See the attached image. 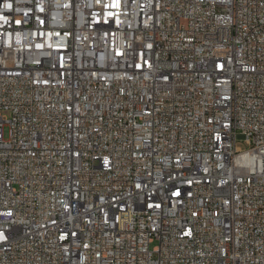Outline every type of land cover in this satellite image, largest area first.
Here are the masks:
<instances>
[{
	"label": "built area",
	"instance_id": "2783aa9c",
	"mask_svg": "<svg viewBox=\"0 0 264 264\" xmlns=\"http://www.w3.org/2000/svg\"><path fill=\"white\" fill-rule=\"evenodd\" d=\"M115 2L0 0V264H264V0Z\"/></svg>",
	"mask_w": 264,
	"mask_h": 264
},
{
	"label": "snow or ice",
	"instance_id": "6c2138e0",
	"mask_svg": "<svg viewBox=\"0 0 264 264\" xmlns=\"http://www.w3.org/2000/svg\"><path fill=\"white\" fill-rule=\"evenodd\" d=\"M111 6H112V7H119L118 0H116V2L113 3ZM5 7L10 9V8L12 7V5H11V4H6ZM0 20H3L4 23H7V19H6L5 17H3V16H0ZM16 23L19 24L20 21H16ZM9 214H10V213H9ZM0 239H4V236H3L2 233H0Z\"/></svg>",
	"mask_w": 264,
	"mask_h": 264
},
{
	"label": "rangeland",
	"instance_id": "374dc122",
	"mask_svg": "<svg viewBox=\"0 0 264 264\" xmlns=\"http://www.w3.org/2000/svg\"><path fill=\"white\" fill-rule=\"evenodd\" d=\"M4 115H5L6 117H10L9 112H5ZM5 134H6V136L8 135V129H6ZM238 146H239L240 148H242V149H247V148H248V146L244 143V141H239ZM156 245H157L156 242L153 243V244L151 245V248H154Z\"/></svg>",
	"mask_w": 264,
	"mask_h": 264
}]
</instances>
